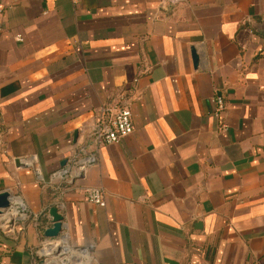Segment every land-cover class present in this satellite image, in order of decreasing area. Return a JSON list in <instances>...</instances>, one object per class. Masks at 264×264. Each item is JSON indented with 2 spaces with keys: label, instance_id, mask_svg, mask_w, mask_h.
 Masks as SVG:
<instances>
[{
  "label": "crops",
  "instance_id": "0c3cea01",
  "mask_svg": "<svg viewBox=\"0 0 264 264\" xmlns=\"http://www.w3.org/2000/svg\"><path fill=\"white\" fill-rule=\"evenodd\" d=\"M111 103L134 132L52 183ZM3 191L28 217H0V264L63 237L89 264H264V0H0Z\"/></svg>",
  "mask_w": 264,
  "mask_h": 264
},
{
  "label": "built area",
  "instance_id": "2783aa9c",
  "mask_svg": "<svg viewBox=\"0 0 264 264\" xmlns=\"http://www.w3.org/2000/svg\"><path fill=\"white\" fill-rule=\"evenodd\" d=\"M77 3L79 0H73ZM185 0H168L171 7L183 3ZM22 39L21 36L18 37ZM214 116L220 121L226 109V103L222 96L213 98ZM222 130L227 129L226 124L221 125ZM134 132L133 115L129 103L119 105L111 103L104 105L94 116L89 131H82L85 142L78 145L70 157L67 165L51 175L54 184H74L82 179L87 170L98 163L97 151L105 145L120 143L124 138ZM85 200L99 207L106 206L105 192L102 188L86 187L83 189ZM13 202V204H12ZM0 217L11 216L7 227L10 228L18 220L28 217L27 206L19 197H15ZM60 237V236H58ZM41 252L46 256L49 264H89L91 255L86 250L76 249L70 245L67 238L44 242Z\"/></svg>",
  "mask_w": 264,
  "mask_h": 264
},
{
  "label": "water",
  "instance_id": "95a60500",
  "mask_svg": "<svg viewBox=\"0 0 264 264\" xmlns=\"http://www.w3.org/2000/svg\"><path fill=\"white\" fill-rule=\"evenodd\" d=\"M193 56L197 62L199 59L196 50H193ZM12 195L8 191L0 192V215L10 207ZM50 215L53 220V225L51 228L46 229L45 237L48 239H54L60 236L63 227V216L59 213L58 208L54 207L50 210Z\"/></svg>",
  "mask_w": 264,
  "mask_h": 264
}]
</instances>
